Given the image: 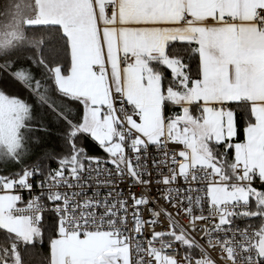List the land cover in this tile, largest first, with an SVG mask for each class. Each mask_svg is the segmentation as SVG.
Returning <instances> with one entry per match:
<instances>
[{"label": "crops", "instance_id": "crops-1", "mask_svg": "<svg viewBox=\"0 0 264 264\" xmlns=\"http://www.w3.org/2000/svg\"><path fill=\"white\" fill-rule=\"evenodd\" d=\"M106 4L113 10L111 19ZM0 6V48L8 44L4 33L12 22H20L23 30L26 25H54L65 37L63 59L46 67L53 96L61 97L58 105L75 119L65 121L67 129H85L90 136L104 129V143L117 147L108 108L112 88L133 103L138 121L131 120V126L148 142H157L168 129H188L181 142L191 164L215 159L217 173L227 178L240 164L264 182V0H0ZM257 8L263 13L260 19L253 15ZM183 13L188 21H181ZM171 43L191 45L194 70L179 58L180 48L168 51ZM236 111L244 120L239 135ZM250 186L259 191L257 247L264 256L263 185ZM13 204L8 189L0 192V231L21 239L26 223L30 239L23 242H29L39 228L6 215ZM59 227L49 244L48 264H69L66 252L82 264H95L101 257L114 262L106 234H66ZM10 250L7 260L0 253L1 264H21L19 253L11 245Z\"/></svg>", "mask_w": 264, "mask_h": 264}, {"label": "built area", "instance_id": "built-area-1", "mask_svg": "<svg viewBox=\"0 0 264 264\" xmlns=\"http://www.w3.org/2000/svg\"><path fill=\"white\" fill-rule=\"evenodd\" d=\"M104 10L111 19V6ZM253 15L262 18V10ZM189 18L181 15V21ZM109 97L116 149L101 148V156L78 169L40 174L27 168L8 189L14 204L4 213L31 226L52 216L66 234H106L114 239L115 260L95 264H264L257 228L248 220L249 202H216L208 192L217 184H260L264 194L259 173H246L236 164L227 178L211 166L191 164L187 146L176 140L173 129L150 143L131 126V120L138 121L133 103L112 88Z\"/></svg>", "mask_w": 264, "mask_h": 264}, {"label": "rangeland", "instance_id": "rangeland-1", "mask_svg": "<svg viewBox=\"0 0 264 264\" xmlns=\"http://www.w3.org/2000/svg\"><path fill=\"white\" fill-rule=\"evenodd\" d=\"M23 33L24 30L21 28L20 22L10 23L9 30L5 31L4 33V35H9V39L8 44H5L4 47L0 49V57L8 59V64H13L12 59H16V61L21 62L32 61L33 54L31 52H36L37 55H40V47L37 38L32 37L30 33H28L29 37H24L25 34ZM3 38L4 41H6V37ZM21 48H27L25 53L28 52L27 54L30 57H28L27 54L25 57L20 54H12L13 52L10 56H5L6 54H4L11 52V50L14 49L21 50ZM26 57L28 58L24 59ZM40 59L44 62L42 55H40ZM6 72H9V75L3 76L0 81V88L2 87L0 94V169L5 168V166L10 163L11 165L12 163L24 165L26 162H31L32 159L41 152H46L50 156H53L57 162L58 166L50 170L57 171L62 169H78L83 166L84 161L88 157L83 153L78 141L75 139L76 133H78V131L85 134L100 148L109 145L112 150L115 149L116 144L114 142L109 144L104 143L102 134L104 129H98L96 134L97 136L95 134H91L90 136L89 134L87 135V131H85V129L71 128L63 130H68L67 141L72 150L67 153L52 154L54 153V150L60 148L59 146H56L57 139H59L58 132L61 131V129H48L49 124L54 121V116L52 115L53 113L44 112L41 105L37 101L27 96L28 92H26V90L23 88L26 87V85L23 84L20 79L18 83H20L23 87L17 84V76H21L23 78V74H21L20 71L15 70L12 71L13 73H11L6 69ZM79 106H81L80 103ZM60 116L67 120V118L63 115ZM41 123H45V125L42 126ZM77 126L80 127V125ZM173 130L176 140H186L188 129ZM207 164L211 166L214 171L217 172L219 170L215 159L212 160L209 158V162ZM20 176L21 175H17L16 178L8 179L1 177L5 179V181L2 182L4 189H10L13 182L16 181V179ZM208 192L210 199L216 202L232 200H242L249 202L253 198L255 205L260 204L258 189L250 185H233L231 188H226L224 185L217 184L211 185L208 188ZM249 211L250 214L253 215L257 214L259 209H257L255 206ZM24 225L26 227L25 236L21 239L17 238L15 239V242L11 243L13 251L17 254L18 251L16 244L22 243L23 241H28L30 239V228L26 223ZM59 231L62 232L60 227ZM62 240H66V238H63ZM107 240L108 243L114 242V239L110 237H108ZM63 254H65L68 258L69 264H82L81 262L77 261L76 258H74L69 252ZM119 255L122 257V259H125V249H122ZM10 256L11 250L9 252L6 251L3 257L5 260H7V258L9 259Z\"/></svg>", "mask_w": 264, "mask_h": 264}, {"label": "trees", "instance_id": "trees-1", "mask_svg": "<svg viewBox=\"0 0 264 264\" xmlns=\"http://www.w3.org/2000/svg\"><path fill=\"white\" fill-rule=\"evenodd\" d=\"M28 33H30L32 37L37 38L40 47L39 54L42 55L44 62L40 59V55H37L36 52H31L33 54L32 61L21 62L16 61V59H12L13 64H8V59L0 57V81L3 76L7 75L5 69L10 71L11 73H13L12 71L17 70L20 71L21 74H23V78L21 76H17V78L20 79L27 88L23 87L18 82L17 84L19 86H22L26 90V92H28V97L37 101L41 105L44 112L53 113L52 115L54 116V121L49 124L48 129H61V131L58 132L59 139H57L56 146H59L60 148L54 150V153L52 154L70 152L72 148L68 145L67 141L68 130H63L67 129L65 126L66 120L60 115L65 116L68 120L71 121H75V119L67 117L65 108L62 106L60 107V104L58 105L57 101L59 102V98L61 97L57 96V94L56 96H53L54 88L52 86V79L50 77L49 69L46 67V64L56 63L63 59L64 55L66 54L65 37L62 35L57 26L49 24L26 25L24 26V37H29ZM176 47L180 48L181 51V53L179 54V58L186 64L190 71L194 70L196 62L190 50L191 45L186 43H171L168 46V51L172 52V50ZM26 50L27 48H21V50L14 49L11 50V52L4 54H6L5 56H10L13 52L12 54H20L25 57L28 53H25ZM27 56L30 57L28 54ZM28 57L24 59H27ZM162 74L167 75L168 73L165 69H163ZM1 90L2 87L0 88V94ZM52 109H55V111ZM243 121L244 120L242 113L236 111V127L238 128L237 135H239L241 131L240 128H242L243 126ZM41 125L44 126L45 123H41ZM75 139L78 141L81 150L86 156H88V158L98 157L102 155L101 148L98 147L93 141H91L86 135L82 133H76ZM56 164L57 162L55 161L53 156H50L46 152H41L40 154L36 155L31 162H26L24 165H17L15 163H12V165L11 163L8 164L7 166H5V168L0 169V177H4L5 179L16 178L17 175H22V173L29 167H35L40 174H46L50 171H53L50 169L56 167ZM256 186L258 188L262 187V185L260 184H257ZM255 206L257 209H259V212L257 214L250 215L248 220L251 221L255 227H257L258 224L262 221V216L260 215L262 210L260 205H255V201L252 198L249 201V207L250 209H252ZM38 228L39 229L37 237L33 238L29 242L16 244L21 259V264H48L49 262V244L50 241L55 237L57 231L56 219L52 216L47 215L44 217V220H42V222L38 225ZM12 242H15V238L13 236L0 231V253L2 254V256L6 253Z\"/></svg>", "mask_w": 264, "mask_h": 264}, {"label": "water", "instance_id": "water-1", "mask_svg": "<svg viewBox=\"0 0 264 264\" xmlns=\"http://www.w3.org/2000/svg\"><path fill=\"white\" fill-rule=\"evenodd\" d=\"M102 260H103V258L101 257V258H100V261H102Z\"/></svg>", "mask_w": 264, "mask_h": 264}]
</instances>
